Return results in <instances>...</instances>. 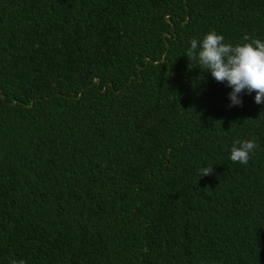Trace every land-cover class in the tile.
<instances>
[{"label": "trees", "instance_id": "16d2710c", "mask_svg": "<svg viewBox=\"0 0 264 264\" xmlns=\"http://www.w3.org/2000/svg\"><path fill=\"white\" fill-rule=\"evenodd\" d=\"M211 31L264 41V0H0V264H264V105L187 59Z\"/></svg>", "mask_w": 264, "mask_h": 264}, {"label": "clouds", "instance_id": "9594fccd", "mask_svg": "<svg viewBox=\"0 0 264 264\" xmlns=\"http://www.w3.org/2000/svg\"><path fill=\"white\" fill-rule=\"evenodd\" d=\"M242 44L225 42L215 31L207 33L202 40L193 38L186 52L189 61L200 65L205 73L231 89L229 107L243 105L242 96L255 93V103L264 105V41L245 34ZM190 65V67L192 66ZM258 145L255 140H236L230 152V160L247 165ZM213 174V168L201 169L200 177ZM12 264H25L23 260H13Z\"/></svg>", "mask_w": 264, "mask_h": 264}]
</instances>
